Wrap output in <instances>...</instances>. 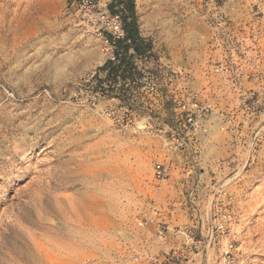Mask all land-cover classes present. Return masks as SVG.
I'll list each match as a JSON object with an SVG mask.
<instances>
[{"label": "rangeland", "instance_id": "1", "mask_svg": "<svg viewBox=\"0 0 264 264\" xmlns=\"http://www.w3.org/2000/svg\"><path fill=\"white\" fill-rule=\"evenodd\" d=\"M79 3L0 0V264H148L171 249L183 264H264V0H135L153 55L95 106L78 84L104 65L103 29ZM193 103L213 105L195 125Z\"/></svg>", "mask_w": 264, "mask_h": 264}, {"label": "built area", "instance_id": "2", "mask_svg": "<svg viewBox=\"0 0 264 264\" xmlns=\"http://www.w3.org/2000/svg\"><path fill=\"white\" fill-rule=\"evenodd\" d=\"M79 11L80 13L87 18L94 16L95 22L101 25L102 32L100 36L102 38L103 43V53L105 56V62L111 61L115 65L120 64L121 54L117 51V42L124 40L126 37V31L123 28L121 19L118 15L107 16L104 13L96 12L98 10V1L97 0H80L79 3ZM107 32V33H106ZM105 34V35H104ZM102 67V66H101ZM229 68L226 65H219L216 68V72L220 74H228ZM108 70L101 72L97 69L93 71H88L84 73L80 77L79 81V94L84 97V101L87 102L91 106H95L96 103L102 96H105L107 92L108 86L104 84H100V82L108 76ZM182 110L186 115L187 122L191 125H195V122L198 118H201L204 114L213 111V105L211 103L198 104L193 103L183 104ZM115 121H119L115 119ZM124 122V121H123ZM126 124H129L126 122ZM124 124H122L123 127ZM155 170V178L158 181H165L169 177L170 168L166 164L156 163L154 165ZM151 212H146L141 219L138 220L137 224L139 227H145L149 224H153L154 217L153 213L158 215V207L153 201L151 203ZM170 232V227L167 224H163L160 226L158 238L164 242L166 240V233ZM173 234L184 235L188 241L193 242V237L191 233L188 231L182 230L181 228H173ZM194 245H197V242H193ZM188 245V244H185ZM188 259V255L185 253V249H171L168 251L163 257L154 256V257H146L145 261L148 264H183L185 260ZM134 261L136 263H145L141 261V257L139 255H134Z\"/></svg>", "mask_w": 264, "mask_h": 264}, {"label": "trees", "instance_id": "3", "mask_svg": "<svg viewBox=\"0 0 264 264\" xmlns=\"http://www.w3.org/2000/svg\"><path fill=\"white\" fill-rule=\"evenodd\" d=\"M109 8L111 14L120 17L126 37L117 42V51L121 54L120 64L115 65L111 61H107L98 69L101 72L109 71L106 79L102 80L100 84L105 83L108 86V93L115 89L127 93L130 87L129 83L135 82L140 77L135 59L152 56L153 45L149 39L140 34L135 0H112Z\"/></svg>", "mask_w": 264, "mask_h": 264}, {"label": "bare ground", "instance_id": "4", "mask_svg": "<svg viewBox=\"0 0 264 264\" xmlns=\"http://www.w3.org/2000/svg\"><path fill=\"white\" fill-rule=\"evenodd\" d=\"M103 60H104V57H103ZM104 62V61H103ZM103 64V63H102ZM101 64V65H102ZM140 166L143 170H146L147 169V162H141L140 163ZM150 169V168H149ZM144 172V171H143ZM251 203V202H250ZM128 210L131 209V206L128 205ZM249 206V205H248ZM252 207V206H251ZM264 208V196L263 195H260L259 198L256 200V202L254 203L253 205V208H252V211H254V214L255 215H258V214H261L259 211ZM264 210V209H263ZM264 214V212H263ZM123 215V214H122ZM263 218V217H262ZM263 222L260 223L259 226V229L257 230L259 232L258 234V241L256 240V243L254 244L255 246V250H256V253L258 251H261V253L263 252L264 253V220L261 219ZM258 228V227H257ZM185 238V237H184ZM258 250V251H257ZM260 253V252H259ZM227 254V253H226ZM254 255V254H253ZM264 255V254H263ZM262 256V255H261ZM258 257V256H257ZM260 258V257H259ZM263 258V257H261ZM261 261V260H260ZM259 261V262H260ZM262 262V261H261Z\"/></svg>", "mask_w": 264, "mask_h": 264}]
</instances>
